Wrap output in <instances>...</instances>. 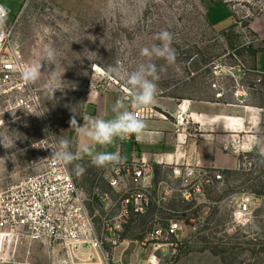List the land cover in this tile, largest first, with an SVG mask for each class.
Masks as SVG:
<instances>
[{"label": "rangeland", "instance_id": "1", "mask_svg": "<svg viewBox=\"0 0 264 264\" xmlns=\"http://www.w3.org/2000/svg\"><path fill=\"white\" fill-rule=\"evenodd\" d=\"M0 1L10 10L5 25L13 24L25 61L41 63L34 84L42 100V113L36 116L7 110L0 102V190L44 170L58 136L69 138L76 151L77 134L70 122L75 118L81 124L88 94L125 89L126 80L110 76L109 67L118 62L123 73L134 70L146 60L140 49L159 43L154 37L162 30L173 34L176 65L159 73L156 99L172 97L183 103L188 97L210 98L212 85L226 89L227 99H232L239 69H251L255 60L258 36L250 22L264 17V0ZM218 4L225 6L209 11ZM48 50L54 52L53 62L45 59ZM153 62L158 67L165 63ZM177 65L182 72L176 71ZM256 78V73L247 71L243 81L253 87V100L259 103L262 92L254 86ZM239 159L238 170L223 174L222 180L188 200L183 195L186 187L173 179L171 167L154 170L153 205L134 217L123 234L145 243L141 247L146 253L136 264H151L150 238L156 229L174 245L165 247L170 253L161 255L156 264H264V194L259 195L264 193V153L243 152ZM79 163L85 169L82 175L73 165L71 169L90 197L101 192L116 200L123 194L110 186L107 167ZM248 194L254 196L252 217L247 225H238L233 214ZM91 208L106 213L96 199ZM171 221H181L183 228L168 233ZM34 251L37 262L51 258L47 248Z\"/></svg>", "mask_w": 264, "mask_h": 264}, {"label": "built area", "instance_id": "2", "mask_svg": "<svg viewBox=\"0 0 264 264\" xmlns=\"http://www.w3.org/2000/svg\"><path fill=\"white\" fill-rule=\"evenodd\" d=\"M24 65L28 62L22 44L14 36V26L4 25L0 31V102L7 110L36 116L42 113V100L34 82L21 79L20 69ZM239 71L244 72L245 67ZM263 79L264 73L259 81ZM135 111L140 119H153L158 114L154 106ZM51 154L50 150L44 170L0 190V264H67L64 260L55 261L56 256L64 254L68 264H73V260L74 264H114L108 248L121 245L133 218L146 214L153 205L151 186L146 183L153 175V166L141 161L112 167L109 184L114 189L120 188L123 194L114 202L107 193L97 192L96 203L104 204L106 210L103 214L98 208L92 210L95 199L76 181L71 165L51 159ZM172 176L186 187L183 195L187 200L223 179L221 171L176 163L172 164ZM253 201L254 196L248 194L238 202L233 214L236 224L250 222ZM115 203V211L110 212ZM182 228L181 221H171L168 233ZM161 232L156 229L151 233V264L170 253L165 247H174L161 238ZM37 248L49 249L53 258L47 262L33 260Z\"/></svg>", "mask_w": 264, "mask_h": 264}, {"label": "crops", "instance_id": "3", "mask_svg": "<svg viewBox=\"0 0 264 264\" xmlns=\"http://www.w3.org/2000/svg\"><path fill=\"white\" fill-rule=\"evenodd\" d=\"M221 5L225 6L218 4L209 11ZM250 28L258 36L254 43V64L251 69L239 71L241 77L232 99H227L226 89H215L213 85L209 89L210 98L188 97L183 103H176L172 97L157 98L152 105L159 110L157 116L142 119L147 124L143 136L137 139L133 135L123 142L117 141L118 150L126 157L120 166L145 161L153 166V173L155 169L162 167L172 168L175 163L200 170L235 171L241 167L240 153L255 150L264 153V79L259 81L264 73V17L251 21ZM247 71L256 73L254 86L262 92L259 103L258 100L257 103L253 100V87L243 81ZM123 97L124 91L117 88L90 92L81 124L89 117L111 118L112 105ZM78 137L77 135V150L87 142L85 137ZM116 150V147L108 149ZM83 161L90 162V159L86 157ZM106 167L109 182L114 166ZM123 174L126 176L125 172ZM126 180L129 181L128 178ZM152 182L151 175L146 183L151 186ZM113 201L116 202L117 199ZM113 204L110 212H114L117 207L116 203L115 206ZM142 244L144 243L124 238L121 245L111 249L113 263L136 264L140 255L145 253ZM50 257L51 260L53 257ZM56 260L59 263L63 260L69 263L66 254L56 256Z\"/></svg>", "mask_w": 264, "mask_h": 264}, {"label": "clouds", "instance_id": "4", "mask_svg": "<svg viewBox=\"0 0 264 264\" xmlns=\"http://www.w3.org/2000/svg\"><path fill=\"white\" fill-rule=\"evenodd\" d=\"M8 14L6 6L0 3V31L7 23ZM154 39L159 43H153L151 46L140 49V56L146 60L139 63L134 70L125 74L118 62L109 67L110 76L123 78L127 84L124 89L125 97L118 98L112 105V117L108 119L100 116L89 117L83 124L73 118L70 128L78 136L85 137L87 142L78 150L72 151V141L60 135L54 141L55 147L51 148V159L64 165H73V170L77 175L85 172L79 161L86 157L96 167L115 166L125 162L126 157L122 156L118 150L117 141L123 142L133 135L137 139L143 136L147 124L138 118L135 110L146 109L155 103L159 73L167 71L169 66L176 65V53L172 47L173 34L162 30L155 35ZM45 59L53 62L54 52L48 50ZM154 60H163L165 63L158 67L153 62ZM40 69L41 63L22 66L21 79L26 83L35 82L41 75ZM176 71L182 72V69L177 65ZM110 147H116L117 150L108 151Z\"/></svg>", "mask_w": 264, "mask_h": 264}, {"label": "trees", "instance_id": "5", "mask_svg": "<svg viewBox=\"0 0 264 264\" xmlns=\"http://www.w3.org/2000/svg\"><path fill=\"white\" fill-rule=\"evenodd\" d=\"M222 172V174H226V173H229V172H231L230 170H224V171H221ZM262 194H264V193H259V195H262Z\"/></svg>", "mask_w": 264, "mask_h": 264}]
</instances>
